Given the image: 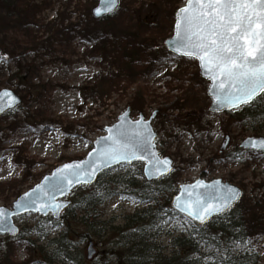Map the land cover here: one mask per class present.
<instances>
[{
  "label": "rangeland",
  "instance_id": "obj_1",
  "mask_svg": "<svg viewBox=\"0 0 264 264\" xmlns=\"http://www.w3.org/2000/svg\"><path fill=\"white\" fill-rule=\"evenodd\" d=\"M5 1L0 0V90H13L21 103L0 115V206L12 208L54 168L84 158L93 141L105 134L104 128L129 106L133 118L140 112L146 118L156 112L152 126L158 133L157 147L162 156L174 160L173 172L159 186H151L162 194L152 197L162 204L179 185L198 178H222L238 185L243 195L235 207L248 210L258 225L262 223L250 246L259 254V264H264V220H259L264 213L258 211L264 209V152L240 146L246 137L264 136V98L251 108L258 110L255 118L242 116L250 110L247 105L221 113L210 110L209 81L200 75L198 61L171 53L164 44L173 33L178 8L187 0H120L109 19L114 32L145 20L144 37L151 38L150 47L158 52L156 61L141 54L135 62L132 48L121 36L118 47L109 49L101 48L96 30L81 34L67 30L63 37L52 39L62 24L68 28L87 24L98 0H35L39 6L31 28L42 42L15 57L6 54L4 44L11 31L19 30V18L26 11L7 7ZM117 78L119 86H114ZM226 138L229 143L222 148ZM142 170L143 163L134 162L106 171L102 180L112 193L98 212L86 214L85 206L80 207L85 194L99 189L97 181L72 191V209L60 219L38 213L14 217L20 234L0 233V264H117L111 251H117L122 240L114 227H123L129 214L153 205L132 192V183L140 191L145 181ZM124 180L130 187L122 184ZM192 223L181 214L165 216L163 246L169 247L170 227L177 225L180 231ZM90 242L96 249L91 259Z\"/></svg>",
  "mask_w": 264,
  "mask_h": 264
},
{
  "label": "trees",
  "instance_id": "obj_2",
  "mask_svg": "<svg viewBox=\"0 0 264 264\" xmlns=\"http://www.w3.org/2000/svg\"><path fill=\"white\" fill-rule=\"evenodd\" d=\"M4 3L7 7H21L22 10L26 11V14L23 18H19V30L10 32L7 39L9 43L4 44L2 51L15 57L17 52L22 50L23 53L26 48L34 50L42 42L40 40L42 36H37L31 28L32 23L36 20V10L39 4H36L35 0H7ZM113 15L99 20L89 18L87 24L75 23L71 25L72 28L65 27L62 24L59 29H56L59 31L53 33L52 39L63 37L64 32L67 30H73L79 34L86 30H96L100 38L101 48L118 47L116 44L118 42L117 37L121 36V38H125L126 45L132 48L131 54L135 57V59L131 57L132 62L133 60L135 62L137 56L141 54H150L151 60L156 61L158 59L157 49H155L156 47H150L153 46L151 38L144 37L146 24L148 23L145 20H141V23L136 21L132 25L134 29L132 26H124L121 27L120 32L117 31L119 33H116L109 22ZM101 22L105 25L98 27L96 24ZM22 70L23 68L20 67L18 72L20 73ZM114 74L110 73L111 76ZM18 76L20 77V74ZM22 77L20 78L22 79ZM119 80L117 78L114 86H119ZM263 98L264 94L256 98L254 103L247 105L250 106V110L241 113L242 116L255 118V112H258V110L251 108L258 100ZM103 176L104 173L98 179L97 186L99 189H93L82 197L80 207L85 206L86 214L92 211L98 212L99 206L112 193L110 185L102 180ZM161 180L152 183L142 182L138 188L140 191H137L135 184L132 183L131 185L128 180L123 181L122 184L128 187L132 186V192L142 201L152 200L153 205L129 214L123 227H114L122 240L119 249L111 251L116 254L117 264H259V254L253 246H250V240L262 223L258 225V219L254 221L250 213L247 212L248 210L240 211L238 207H235L237 204L228 212L214 217L205 225L192 223L191 228L180 231H178L179 227L177 225L170 227L168 231L171 235L169 247L167 249L163 246L160 239L164 229L165 216L175 218L179 213L171 207L170 195L165 197L162 204L157 197H152L153 194H162L163 190L151 187L152 184L159 186ZM68 209L72 208L69 207ZM258 211L261 214L264 213L263 208L258 209ZM259 220H264V215H261Z\"/></svg>",
  "mask_w": 264,
  "mask_h": 264
},
{
  "label": "snow or ice",
  "instance_id": "obj_3",
  "mask_svg": "<svg viewBox=\"0 0 264 264\" xmlns=\"http://www.w3.org/2000/svg\"><path fill=\"white\" fill-rule=\"evenodd\" d=\"M109 3L111 8L106 6L107 11L115 8L116 0H109ZM175 30L174 50L198 59L201 67L211 73L212 79L223 78L220 87L225 91L218 95L221 103L236 108L252 104L260 94H264V0H189L188 6L177 13ZM150 135L147 125L136 121L131 130H123L117 137L110 136L105 140L111 144L100 151L99 163L91 165L90 170L85 171L79 165H65L60 170L62 181L71 184V176L78 182L87 183L105 166L144 159L143 145L150 143ZM259 145L264 147V141ZM256 146L253 142V147ZM150 164L155 173L163 175L168 171L170 161L156 158ZM73 168L75 171L65 174L66 169ZM238 195L236 190L228 188L222 194L198 196L177 206L193 221L203 224L211 216L222 214ZM30 203L36 202L32 200ZM44 207L58 210L61 205L46 204ZM5 216V210L0 209V217Z\"/></svg>",
  "mask_w": 264,
  "mask_h": 264
},
{
  "label": "water",
  "instance_id": "obj_4",
  "mask_svg": "<svg viewBox=\"0 0 264 264\" xmlns=\"http://www.w3.org/2000/svg\"><path fill=\"white\" fill-rule=\"evenodd\" d=\"M188 3H189V0H187L186 3L183 6H181L179 9L187 7ZM119 5H120V0H116L115 8L112 9L111 11H107L106 6L108 8H111V4L109 3V0H98L97 5L92 8V16L94 19H102L104 17L110 16L116 12ZM98 9L100 10L99 15H97ZM178 11L176 12V19H177ZM175 25H176V20H175ZM175 25H174L173 35L165 39V45L170 52L178 56L188 57L174 50L173 42L176 40ZM197 61L199 64L200 75L203 78L209 80L207 94L211 99L210 110L212 112L221 113V112L230 111V110L244 106V105H241L239 107L233 108L231 105H226V104L221 103L218 100V95H221L225 91V89H222L220 87L221 80L223 78H217L215 80L212 79L211 73L207 72L204 68L201 67L200 61L198 59ZM4 93H9L10 95L5 96ZM20 103H21L20 96H18L13 90L7 89V88L0 90V115L6 113L7 111L11 109H14ZM131 114H132L131 107L129 106L126 107L125 110L121 114L118 115L117 120L113 124L108 125L104 128L105 134L98 136L93 141V148L86 154L84 158L71 160V161H68L54 168L51 171V173L45 175L41 179V181L38 182L36 185H34L29 191L21 194L13 202L12 208L0 206V209L5 210V212L7 213V216L0 217V233L9 234L11 236H16L19 233V227L15 223L14 217L18 215H22V214L38 213L43 216L53 214L55 219H60L62 217L63 212L66 210V208H68L71 205L69 196L71 195L72 191L77 186L95 184L102 173H104L105 171L115 166H118L121 164H132L134 162H142L143 163V176L148 183L160 180L161 178L168 176L174 170V160L170 156H162L157 147L156 139L158 137V133L154 130V127L152 126V121L156 117V112H153L148 118H146V116L142 112L139 113L138 118H133ZM136 121H142L143 123H145L147 125V132L151 133V135L148 138L150 143H145L143 145L144 159L132 160L131 162L113 163L110 166H105L99 169L95 177L90 179L87 183L83 181L78 182L75 177H71V176L69 177V179L72 180L71 184H68L67 182L62 181V178H61L62 174L60 173V170L64 169L65 165H73V166L79 165L80 168L85 171L90 170L91 165L99 163V160L97 159V157L100 151L110 146L111 141H108V143H105V140L110 136L117 137L119 132L123 130H131L133 127H135ZM110 129L111 131H109ZM261 141H264V136H249V137H246L241 142L240 146L246 150H258V151L264 152V147H261L259 145V142ZM228 142H229V139L227 138L226 142L222 145V147L225 148ZM253 142H256L257 144L256 147H253ZM156 158H158L161 161H164V160L170 161V164L167 166L168 171H166L163 175H159L155 173L151 167L150 161ZM72 171H75V169L74 168L66 169L65 174L67 172H72ZM80 175L83 177V172H81ZM84 179H87V178L85 177ZM228 188H232L236 190L239 193V195L234 201L231 202L229 207L224 211L226 212L235 203L239 201V199L242 196L243 190L238 185L232 184L229 181H224L222 178H216V179H212L209 181L203 178H198L194 182L183 183L179 185L178 192L174 194L171 199V207L175 211L179 212L180 214L192 220L191 217L187 216L183 211H181V209L177 206L178 203H182L183 201H186L189 199L195 200L196 197L198 196H206L209 194H222L223 191ZM59 189H63V191ZM178 197L180 198L179 201L177 200ZM32 200H34L36 203L31 204L30 201ZM213 203H218V201H213ZM46 204L48 205L59 204L61 205V207L58 210L53 207L45 208L44 205ZM18 205H26L27 207L18 206ZM38 208L42 210L37 211L36 209ZM218 215H221V214H218ZM215 216L217 215L211 216L203 224H201L199 221H194V222L200 225H204ZM95 253H96V249L94 248L93 242H90L88 246L87 257L91 259L95 255Z\"/></svg>",
  "mask_w": 264,
  "mask_h": 264
},
{
  "label": "flooded vegetation",
  "instance_id": "obj_5",
  "mask_svg": "<svg viewBox=\"0 0 264 264\" xmlns=\"http://www.w3.org/2000/svg\"><path fill=\"white\" fill-rule=\"evenodd\" d=\"M19 234H20V231H19Z\"/></svg>",
  "mask_w": 264,
  "mask_h": 264
}]
</instances>
